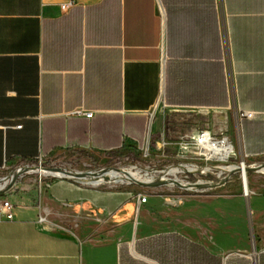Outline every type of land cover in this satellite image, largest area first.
Segmentation results:
<instances>
[{
  "label": "crops",
  "instance_id": "crops-1",
  "mask_svg": "<svg viewBox=\"0 0 264 264\" xmlns=\"http://www.w3.org/2000/svg\"><path fill=\"white\" fill-rule=\"evenodd\" d=\"M159 108L233 112L236 149L264 158V0H0V176L68 149L141 151ZM20 188L0 264H264L255 209L247 238L238 203L210 201L230 197L57 179L37 206Z\"/></svg>",
  "mask_w": 264,
  "mask_h": 264
},
{
  "label": "rangeland",
  "instance_id": "rangeland-1",
  "mask_svg": "<svg viewBox=\"0 0 264 264\" xmlns=\"http://www.w3.org/2000/svg\"><path fill=\"white\" fill-rule=\"evenodd\" d=\"M160 115L166 120V126L161 134L153 136L150 140L149 154L146 157L144 151H133L125 148L123 150L112 153H97L91 150H64L58 152L52 162H48L47 166L62 169L63 172H94L103 169L121 168L142 171V175L148 173L149 176L155 175L156 171L165 170L169 167L180 164L185 158L178 155V143L186 136L199 131H208L213 135H220L224 132L231 140L238 145V115L233 112L208 111V110H169L167 108H159ZM246 166L247 181L250 188L249 195L244 192L243 178L241 172L235 174L223 170L221 166ZM213 171L204 174L191 175L190 179H185L184 174H180L179 178L185 181L196 183L202 181L205 184L213 186L198 189V192L208 196L230 197L220 199H210L223 203L224 208L238 206L241 211L238 215L241 228V236L250 237L248 234V203L251 209L257 212V221L264 222V158L260 160L250 161L242 156L238 148L236 156L229 163H213L210 164ZM204 162H199V168L209 167ZM38 177L33 175L31 178ZM117 188H130L141 193H163L174 192L177 195L186 193L184 189L178 187L163 188H140L137 186L117 185ZM164 190V191H163ZM176 201H181L177 200ZM182 202V201H181Z\"/></svg>",
  "mask_w": 264,
  "mask_h": 264
},
{
  "label": "built area",
  "instance_id": "built-area-1",
  "mask_svg": "<svg viewBox=\"0 0 264 264\" xmlns=\"http://www.w3.org/2000/svg\"><path fill=\"white\" fill-rule=\"evenodd\" d=\"M72 6L73 2L63 4L62 9L67 10ZM75 115L84 116L86 118H92L94 116L93 112H85L83 110H77ZM254 116V112H244L239 115L240 118L246 117L249 119L254 118ZM149 145L150 138L146 146L142 149L146 157L149 154ZM178 150V155L181 158H185L184 161L165 170L156 171V174L152 176H149V174L146 173L145 177L141 174L142 171L135 168H110L86 173H66L63 172L62 169L47 166L48 162H52V160H47L42 156H39L32 162L16 163L12 167L4 168V174L0 176V217L5 218L8 221L14 220L16 205L12 202L11 196L23 191L20 188L22 183L24 184V187L27 186L28 191H35V203L37 206H40V199L44 191L50 188L51 183L57 179H69L93 188L108 187L111 189H116L117 185L148 188L138 186L137 181L143 183L162 181L166 184L160 188L178 187L176 184H180L186 187H178L180 189H184L188 192H198L195 185L205 183L202 181H198L196 183L188 180L185 181L184 179L179 178V175L184 174L185 179H190L189 177L191 175H201L206 172L213 171L210 164L221 163V157L225 155L226 162L229 163V161L236 156L237 151L234 142L224 132H221L220 135H213L208 131H199L186 136L185 139L178 143ZM199 162H204L206 165L210 166L200 169ZM174 168L179 169L180 172L176 175H171L170 171ZM129 170L138 172L140 178H131L128 176ZM41 171H44L45 174H42ZM113 171L122 173L126 177V180L121 183L113 180L110 176V173ZM33 175H38V177L31 178ZM210 183L213 184V181H210ZM137 201L139 204H145L148 202V198L145 195L139 194ZM39 222L45 223L46 216H39Z\"/></svg>",
  "mask_w": 264,
  "mask_h": 264
},
{
  "label": "bare ground",
  "instance_id": "bare-ground-1",
  "mask_svg": "<svg viewBox=\"0 0 264 264\" xmlns=\"http://www.w3.org/2000/svg\"><path fill=\"white\" fill-rule=\"evenodd\" d=\"M221 163L222 164H226L227 163L226 162V155L221 157ZM221 168L223 170L229 171L232 174H235L237 172H241L242 178H243L244 192H245V195L248 196L250 188H249L248 181H247V176H246V172H247L246 166L244 164H242L241 166H236V165L229 166V167L228 166H221ZM262 171L264 172V168L262 169ZM179 172H180V170L177 169V168H174V169H172L170 171L171 175H176ZM41 173L45 174L44 171H41ZM110 176L112 177L113 180H115L118 183H121L122 181L126 180V177L122 173H118V172H115V171L111 172ZM128 176H130L131 178H140L138 172H134V171H131V170L128 171Z\"/></svg>",
  "mask_w": 264,
  "mask_h": 264
},
{
  "label": "water",
  "instance_id": "water-1",
  "mask_svg": "<svg viewBox=\"0 0 264 264\" xmlns=\"http://www.w3.org/2000/svg\"><path fill=\"white\" fill-rule=\"evenodd\" d=\"M166 183L162 182V181H156L153 183H143V182H139L137 181V185L141 186V187H148V188H160L162 186H164ZM178 187L180 188H186L180 184H176ZM213 184H199V185H195V187L197 189H201V188H208V187H212ZM215 186V185H213ZM248 207L251 208L250 204L248 203Z\"/></svg>",
  "mask_w": 264,
  "mask_h": 264
}]
</instances>
